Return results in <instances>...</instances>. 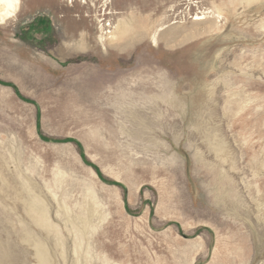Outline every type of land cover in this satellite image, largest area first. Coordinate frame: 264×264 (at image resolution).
<instances>
[{
	"label": "rangeland",
	"instance_id": "rangeland-1",
	"mask_svg": "<svg viewBox=\"0 0 264 264\" xmlns=\"http://www.w3.org/2000/svg\"><path fill=\"white\" fill-rule=\"evenodd\" d=\"M16 8L0 264H264V0Z\"/></svg>",
	"mask_w": 264,
	"mask_h": 264
},
{
	"label": "bare ground",
	"instance_id": "bare-ground-1",
	"mask_svg": "<svg viewBox=\"0 0 264 264\" xmlns=\"http://www.w3.org/2000/svg\"><path fill=\"white\" fill-rule=\"evenodd\" d=\"M18 0H0V23H5L8 19L14 16L16 12V5ZM201 19L197 18L195 21H200ZM163 28L157 29V31L162 30ZM155 38L153 37L152 40ZM155 41V40H154Z\"/></svg>",
	"mask_w": 264,
	"mask_h": 264
}]
</instances>
